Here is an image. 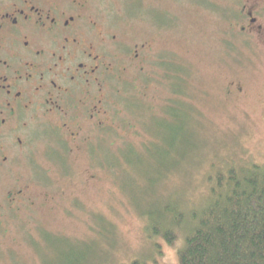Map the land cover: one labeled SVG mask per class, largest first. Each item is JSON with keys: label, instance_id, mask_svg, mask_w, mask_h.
<instances>
[{"label": "flooded vegetation", "instance_id": "1", "mask_svg": "<svg viewBox=\"0 0 264 264\" xmlns=\"http://www.w3.org/2000/svg\"><path fill=\"white\" fill-rule=\"evenodd\" d=\"M207 23L221 61L264 56V0H0V235L27 208L57 201L44 190V156L66 172L78 153L98 164L106 138L125 139L137 114L150 142L139 80L168 76L161 118L187 113L178 92L192 73L188 27Z\"/></svg>", "mask_w": 264, "mask_h": 264}, {"label": "rangeland", "instance_id": "2", "mask_svg": "<svg viewBox=\"0 0 264 264\" xmlns=\"http://www.w3.org/2000/svg\"><path fill=\"white\" fill-rule=\"evenodd\" d=\"M219 24L224 37L226 25ZM214 27H188L192 49L182 51L192 73L182 81L187 93L178 92L187 113L177 111L175 121L161 118L172 106L168 76L136 83L147 85L142 102L150 142L137 114L127 117L133 129L125 139L112 145L106 138L98 164L78 153L66 172L44 156L41 164L50 179L44 190L57 201L13 218L10 234L0 235V264H181L186 227L177 228L172 245L164 236L174 221L204 209L219 174L238 170L243 175L264 165V56L256 52L243 67L221 61L214 56ZM235 86L243 92L237 94Z\"/></svg>", "mask_w": 264, "mask_h": 264}, {"label": "trees", "instance_id": "3", "mask_svg": "<svg viewBox=\"0 0 264 264\" xmlns=\"http://www.w3.org/2000/svg\"><path fill=\"white\" fill-rule=\"evenodd\" d=\"M239 172L219 174L204 209L182 213L166 231L172 245L177 228L187 229L179 250L181 264H264V165Z\"/></svg>", "mask_w": 264, "mask_h": 264}, {"label": "clouds", "instance_id": "4", "mask_svg": "<svg viewBox=\"0 0 264 264\" xmlns=\"http://www.w3.org/2000/svg\"><path fill=\"white\" fill-rule=\"evenodd\" d=\"M170 256H171V253H170Z\"/></svg>", "mask_w": 264, "mask_h": 264}]
</instances>
